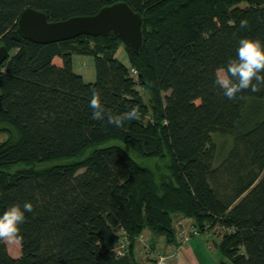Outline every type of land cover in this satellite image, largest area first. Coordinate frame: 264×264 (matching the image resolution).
Instances as JSON below:
<instances>
[{
    "label": "trees",
    "instance_id": "trees-1",
    "mask_svg": "<svg viewBox=\"0 0 264 264\" xmlns=\"http://www.w3.org/2000/svg\"><path fill=\"white\" fill-rule=\"evenodd\" d=\"M114 1L0 0L8 51L0 63V213L33 204L19 256L0 238V264H142L138 236L148 230L174 242L175 215L199 232L221 230L219 264H264V115L248 104L264 99V86L230 100L215 84L242 38L264 43V0H123L143 19L138 53L115 34L35 43L16 29L26 7L62 20ZM74 54L93 56V82L73 70ZM139 85L155 100L150 121ZM93 99L102 119L92 117ZM133 108L135 118L109 122ZM212 133L232 135L218 167ZM107 140L166 157L165 171L139 166L116 144L80 163L46 165Z\"/></svg>",
    "mask_w": 264,
    "mask_h": 264
},
{
    "label": "water",
    "instance_id": "water-1",
    "mask_svg": "<svg viewBox=\"0 0 264 264\" xmlns=\"http://www.w3.org/2000/svg\"><path fill=\"white\" fill-rule=\"evenodd\" d=\"M143 19L125 1L102 6L93 15H77L62 20H49L43 11L26 7L16 22L19 35L35 43L59 42L78 35L107 36L115 34L133 52L143 44ZM8 51L0 46V63Z\"/></svg>",
    "mask_w": 264,
    "mask_h": 264
},
{
    "label": "clouds",
    "instance_id": "clouds-1",
    "mask_svg": "<svg viewBox=\"0 0 264 264\" xmlns=\"http://www.w3.org/2000/svg\"><path fill=\"white\" fill-rule=\"evenodd\" d=\"M247 21H241V27H246ZM215 84L222 89L223 95L232 100L244 90L255 93L264 86V43L259 40L242 38L239 41L236 56L230 59L226 66L219 69ZM93 109V119H102L103 113L97 99L90 102ZM137 116L133 108L123 116L110 118L109 122L121 126L124 119ZM33 211V204L25 201L13 204L0 213V238L20 239L21 226L26 222V213Z\"/></svg>",
    "mask_w": 264,
    "mask_h": 264
},
{
    "label": "rangeland",
    "instance_id": "rangeland-1",
    "mask_svg": "<svg viewBox=\"0 0 264 264\" xmlns=\"http://www.w3.org/2000/svg\"><path fill=\"white\" fill-rule=\"evenodd\" d=\"M117 57L125 64L128 63L127 59V51L124 48L123 44H119V47L117 49ZM72 66L73 70L80 74L84 81L86 82H93L95 80V68H94V60L93 56L91 55H86V54H74L72 56ZM219 71V70H218ZM217 71V73H218ZM138 89L140 93L142 94L146 106H147V116L146 120L150 121L155 118V110H156V104L155 100L152 98V95L149 91L141 87L140 85L138 86ZM167 93L162 94V98L164 95ZM249 105H251L252 109H257L259 112V115H264V99L258 100L256 102L249 101ZM5 138V134L0 133V140H3ZM211 141L215 145L214 148V160H213V167H218L220 163H222V160L225 156L226 150L230 147L231 142H232V135L230 134H220V133H212L211 134ZM120 145L125 151L128 152V154L134 159V161L142 167L147 168L149 171L154 172L155 174L157 173H162L165 171V166H166V157H161V156H156V157H144L138 154L133 150V148L125 143H122L118 140H107L102 142L100 145L96 146H89L87 147L80 155H78L75 158L71 159H60V160H55L50 163H46V165L49 164H60V163H66V162H75V163H80L90 152L99 147L103 146H109V145ZM20 166H16L13 168H10L11 171L15 170ZM226 175V174H225ZM173 228H174V234L175 237H179V232L181 230H189L192 226H194V222L192 219H184V217L177 216L175 215L173 217ZM202 233H206V236H209L212 240L213 243H216V240L219 242L220 241V233L221 230L219 228H213L211 230L203 231ZM8 251L10 255H17L20 253V246L19 243L16 239H7L4 238ZM141 242V241H140ZM139 258V257H138Z\"/></svg>",
    "mask_w": 264,
    "mask_h": 264
},
{
    "label": "crops",
    "instance_id": "crops-1",
    "mask_svg": "<svg viewBox=\"0 0 264 264\" xmlns=\"http://www.w3.org/2000/svg\"><path fill=\"white\" fill-rule=\"evenodd\" d=\"M206 235V233L199 232L196 235L191 234L188 241L176 237L174 242H166L162 235H154L145 230L137 238L136 256L139 257L138 259L142 264L156 263L157 259L143 254V244L139 241V238L143 237L158 255H170L167 264H219L221 254L217 245L218 241L216 240V243H213L212 239ZM19 254L11 256L18 257Z\"/></svg>",
    "mask_w": 264,
    "mask_h": 264
},
{
    "label": "built area",
    "instance_id": "built-area-1",
    "mask_svg": "<svg viewBox=\"0 0 264 264\" xmlns=\"http://www.w3.org/2000/svg\"><path fill=\"white\" fill-rule=\"evenodd\" d=\"M131 74H132V76H135V77L137 75L136 71L134 69H131ZM198 233H199V231L197 230V228L192 226L189 230H186V229L181 230L179 232V235H180V237L182 238L183 241H188L190 236H191V234L192 235H196ZM139 241H141L142 244H143L142 252H143V254L145 256L157 259L155 264H167V260H168V258H170V255H168V256L158 255L151 248V246L147 243V241L143 237H140ZM126 244H127V241L124 239L121 242V244L119 245V247H118V252L119 253H122L123 248L125 247Z\"/></svg>",
    "mask_w": 264,
    "mask_h": 264
},
{
    "label": "bare ground",
    "instance_id": "bare-ground-1",
    "mask_svg": "<svg viewBox=\"0 0 264 264\" xmlns=\"http://www.w3.org/2000/svg\"><path fill=\"white\" fill-rule=\"evenodd\" d=\"M117 37V36H116Z\"/></svg>",
    "mask_w": 264,
    "mask_h": 264
}]
</instances>
